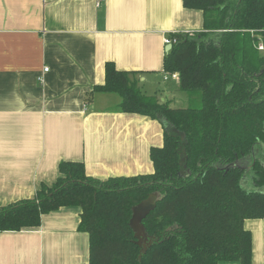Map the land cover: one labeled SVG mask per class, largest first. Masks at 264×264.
I'll return each mask as SVG.
<instances>
[{
    "label": "trees",
    "instance_id": "1",
    "mask_svg": "<svg viewBox=\"0 0 264 264\" xmlns=\"http://www.w3.org/2000/svg\"><path fill=\"white\" fill-rule=\"evenodd\" d=\"M203 13V31L176 38L163 71L178 74L185 105L171 107L139 85L138 72L105 64L93 91L116 92L119 109L171 124L149 148L153 170L99 179L82 161L62 160L58 176L33 198L0 207V231L40 225L61 207L80 208L89 238L82 264H250L245 219L264 218V0H183ZM184 149L186 167L179 163ZM158 193L140 225L153 240L142 248L131 219Z\"/></svg>",
    "mask_w": 264,
    "mask_h": 264
},
{
    "label": "crops",
    "instance_id": "2",
    "mask_svg": "<svg viewBox=\"0 0 264 264\" xmlns=\"http://www.w3.org/2000/svg\"><path fill=\"white\" fill-rule=\"evenodd\" d=\"M201 31L202 11L183 0H0V207L52 184L62 160L84 162L99 179L151 172L149 148L172 125L123 112L116 92L93 87L113 62L138 72L147 92L146 76H163L165 37ZM172 81L160 101L173 104ZM79 221L80 208L66 206L43 214L38 227L0 231V264L86 262ZM244 228L250 264H264V218L245 219Z\"/></svg>",
    "mask_w": 264,
    "mask_h": 264
},
{
    "label": "rangeland",
    "instance_id": "3",
    "mask_svg": "<svg viewBox=\"0 0 264 264\" xmlns=\"http://www.w3.org/2000/svg\"><path fill=\"white\" fill-rule=\"evenodd\" d=\"M262 52L264 53V51H262ZM176 81H178V80H176ZM144 83H145V89L147 90V92L153 93L155 91L158 94V95L156 94V96H159L160 93L167 90L168 88L175 87V82L172 80L164 81L161 73L154 74L152 76H146V80ZM177 89H178V87H177ZM174 95H175L174 102H173V104H169V106L179 107V106H184L186 104L185 99H184L185 98L184 93H182L180 91H175ZM157 98L159 99V97H157ZM154 197H159V194L158 193L154 194ZM135 228L137 230V233L139 234L141 246H142V248H145L153 240V238L150 236H147L144 233V230L142 229L139 222H137V221L135 222Z\"/></svg>",
    "mask_w": 264,
    "mask_h": 264
},
{
    "label": "water",
    "instance_id": "4",
    "mask_svg": "<svg viewBox=\"0 0 264 264\" xmlns=\"http://www.w3.org/2000/svg\"><path fill=\"white\" fill-rule=\"evenodd\" d=\"M171 47H172L171 45H167L166 52H168L169 49H171ZM169 132L174 133V134H178V136L182 140L185 138L184 133L183 132L180 133L174 126H171L169 128ZM179 156H180L179 163L183 168H185L186 167V154H185L184 149H182L179 152ZM155 198L156 197H154V195H152L147 200L139 203L137 206L134 207V209H133L134 213H133V216L131 219V224H133L134 228H135V222L137 221L140 224V219L142 218V216H144L149 211V209L152 207ZM135 230H136V228H135Z\"/></svg>",
    "mask_w": 264,
    "mask_h": 264
},
{
    "label": "built area",
    "instance_id": "5",
    "mask_svg": "<svg viewBox=\"0 0 264 264\" xmlns=\"http://www.w3.org/2000/svg\"><path fill=\"white\" fill-rule=\"evenodd\" d=\"M102 1H104V0H95L96 6H100ZM172 34H176V33H172ZM187 35H192V34L190 33V34H187ZM175 42H176V38H173L172 36L165 37V39H164V44H166V45H171L172 46L173 43H175ZM257 48L260 51H264V44L263 43H259ZM47 69L48 68H45V70H47ZM40 79H42V77H40L39 80ZM174 79L178 80V74L176 72L163 71V80L164 81L174 80Z\"/></svg>",
    "mask_w": 264,
    "mask_h": 264
}]
</instances>
